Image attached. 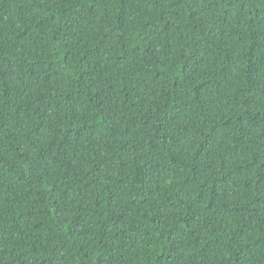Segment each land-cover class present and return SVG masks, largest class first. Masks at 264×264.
<instances>
[{"label":"trees","instance_id":"trees-1","mask_svg":"<svg viewBox=\"0 0 264 264\" xmlns=\"http://www.w3.org/2000/svg\"><path fill=\"white\" fill-rule=\"evenodd\" d=\"M0 264H264V0H0Z\"/></svg>","mask_w":264,"mask_h":264}]
</instances>
